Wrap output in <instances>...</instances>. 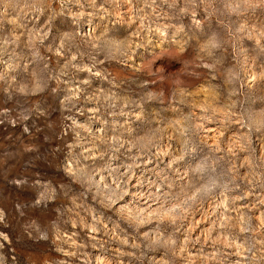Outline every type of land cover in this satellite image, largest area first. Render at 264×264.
I'll return each mask as SVG.
<instances>
[{
	"label": "rangeland",
	"instance_id": "obj_1",
	"mask_svg": "<svg viewBox=\"0 0 264 264\" xmlns=\"http://www.w3.org/2000/svg\"><path fill=\"white\" fill-rule=\"evenodd\" d=\"M261 5L0 0V264H264Z\"/></svg>",
	"mask_w": 264,
	"mask_h": 264
},
{
	"label": "snow or ice",
	"instance_id": "obj_2",
	"mask_svg": "<svg viewBox=\"0 0 264 264\" xmlns=\"http://www.w3.org/2000/svg\"><path fill=\"white\" fill-rule=\"evenodd\" d=\"M261 6L264 7V5H261ZM65 39L66 40L71 39V34L66 33L65 34ZM35 264H40V260L36 259Z\"/></svg>",
	"mask_w": 264,
	"mask_h": 264
},
{
	"label": "clouds",
	"instance_id": "obj_3",
	"mask_svg": "<svg viewBox=\"0 0 264 264\" xmlns=\"http://www.w3.org/2000/svg\"><path fill=\"white\" fill-rule=\"evenodd\" d=\"M45 35H47V33H45ZM102 50V49H101ZM163 54V53H162ZM164 69H162V71H163ZM49 79H53V77H49ZM261 131H264V130H256V134H260V132ZM37 259H39V258H37Z\"/></svg>",
	"mask_w": 264,
	"mask_h": 264
}]
</instances>
